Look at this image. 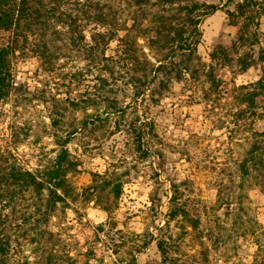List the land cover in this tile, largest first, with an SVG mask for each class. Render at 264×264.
Segmentation results:
<instances>
[{
	"label": "rangeland",
	"instance_id": "rangeland-1",
	"mask_svg": "<svg viewBox=\"0 0 264 264\" xmlns=\"http://www.w3.org/2000/svg\"><path fill=\"white\" fill-rule=\"evenodd\" d=\"M95 1L106 27L136 38L141 66L117 40L91 50L52 18L19 42L15 87L0 103L8 264L264 263V13L243 44L224 9L203 16L189 69L153 78L166 52L136 27L186 0ZM10 35L0 30V43Z\"/></svg>",
	"mask_w": 264,
	"mask_h": 264
},
{
	"label": "trees",
	"instance_id": "trees-1",
	"mask_svg": "<svg viewBox=\"0 0 264 264\" xmlns=\"http://www.w3.org/2000/svg\"><path fill=\"white\" fill-rule=\"evenodd\" d=\"M135 2L139 4L145 0H135ZM228 2L232 4V7L228 6ZM217 9H224L229 24L236 26V42L240 44L255 42L258 37L259 16L264 13L261 2L225 0L218 4L186 0L184 3H179L176 8L178 13L155 14L149 24L136 27V36H144L148 45L164 49L166 52L163 60L151 65L150 71L153 72V78L159 72H174L175 77H178L182 70L189 69L187 64L183 63L196 55V47L202 35L201 18ZM43 17L52 18L53 21L65 25L77 42L91 50H103L111 40H117L121 54H125L129 64L135 69L141 66L142 61L136 53V38L130 35L128 29L119 35L116 30L106 27L105 25L108 24L106 13L96 1L92 3L90 0H0V30L11 33L8 41L0 43V103L9 97L11 90L15 87L11 57L16 48H20L19 42H27L29 34H32L34 30L33 26L41 22ZM89 24H93V27H90L87 37L85 30ZM98 25L104 26L105 29H98ZM39 40L38 38V41L32 42V50L41 61H44L48 58L47 45ZM177 55L181 56L179 61L174 59ZM63 154L60 155L55 168L50 171L52 179L61 174L59 171L60 162L64 159ZM18 174L29 182L27 184L35 182L28 171L23 173L18 171ZM156 244L165 258L162 241L157 240ZM0 264H8L7 242L1 234ZM251 264L264 263L260 261Z\"/></svg>",
	"mask_w": 264,
	"mask_h": 264
}]
</instances>
